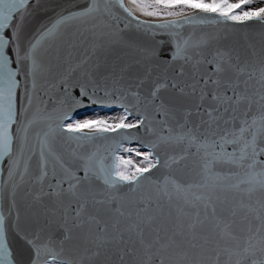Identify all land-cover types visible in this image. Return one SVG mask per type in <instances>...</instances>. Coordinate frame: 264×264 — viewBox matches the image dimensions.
<instances>
[{
    "label": "snow or ice",
    "instance_id": "snow-or-ice-1",
    "mask_svg": "<svg viewBox=\"0 0 264 264\" xmlns=\"http://www.w3.org/2000/svg\"><path fill=\"white\" fill-rule=\"evenodd\" d=\"M0 264H264V0H0Z\"/></svg>",
    "mask_w": 264,
    "mask_h": 264
}]
</instances>
